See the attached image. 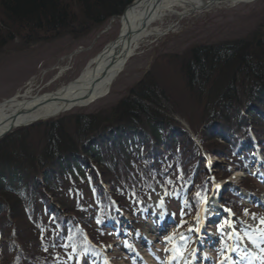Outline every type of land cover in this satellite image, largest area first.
I'll return each mask as SVG.
<instances>
[{"label":"trees","instance_id":"1","mask_svg":"<svg viewBox=\"0 0 264 264\" xmlns=\"http://www.w3.org/2000/svg\"><path fill=\"white\" fill-rule=\"evenodd\" d=\"M132 2L0 0V50L80 39ZM254 142L264 153L263 28L156 57L115 106L0 139V264H73L97 251L118 209L138 221L151 189L195 213L211 187L203 151L225 160L216 171L225 178ZM230 193L223 200L242 211Z\"/></svg>","mask_w":264,"mask_h":264},{"label":"rangeland","instance_id":"2","mask_svg":"<svg viewBox=\"0 0 264 264\" xmlns=\"http://www.w3.org/2000/svg\"><path fill=\"white\" fill-rule=\"evenodd\" d=\"M262 28L264 29V0L236 5L218 4L207 11L186 16L177 13L169 14L160 27V31L164 34L143 42L134 56L125 64L124 70L117 76L108 95L88 106L74 108L67 113L84 111L94 113L115 106L127 94L128 89L144 76L156 57L169 53H182L188 47L198 43L230 42L249 38L254 31ZM120 29L119 19L115 17L114 20L109 19L106 24L80 39L65 36L29 45L27 48L18 45L17 40L13 43L16 46L6 45L3 50H0V102L26 93L29 86L32 87L31 91L34 95L57 91L61 86L72 82L86 69L87 64L102 52L106 44L120 35ZM63 114L66 113L63 112ZM254 156V159L247 163L248 171L260 178L255 183L247 177L246 183L249 182L248 186L257 191V196L243 192L244 197L240 201L242 207L239 213L240 219L231 217L228 221L223 219L217 223H211L204 229V233L200 234L197 233L196 215L189 213L186 215L178 208L173 210L168 202H164V192H153L152 208L148 212H143L137 224L141 230L135 229L134 232H128L133 226L130 223V215L124 214L125 221L112 225L113 230L105 235L112 241L106 245L107 247L103 246L104 252H101L94 261L83 259L79 264H108L109 260V264H182L184 262H180L181 256L177 254V249L183 252V257H188L187 253L192 250L205 253L211 258L208 264H224L229 257L232 259L231 264H240L241 255L238 254L237 248H243L244 252L248 253L250 262L252 260L255 262V256L264 255L261 253L264 240L258 241V247L245 235V231L247 229L259 235L257 229L264 230V224L260 223V219L264 218V156L260 152ZM204 157L207 159L205 163L209 161L211 164H216L213 167L208 162L212 173L217 167L226 165L225 160L220 159L215 152ZM229 169L231 174L229 173L227 179L217 183L220 185L218 188L223 189L225 195L231 187L240 183L246 186L243 172L237 166ZM103 187L108 189L105 184ZM161 201H163L162 204ZM244 209L248 210V215L244 214ZM163 213L172 218V222L164 231L159 229L162 223L159 218ZM253 215L256 219H253ZM218 226L222 228V231H218ZM189 229L195 230L189 231ZM239 235L244 238L243 241L246 244L238 239ZM212 237L217 241L214 242L213 247L210 243H206V240L209 241ZM172 249L175 251V256L171 254ZM219 259L222 260L219 261ZM257 262L255 264H261L260 260ZM242 263H244L243 259Z\"/></svg>","mask_w":264,"mask_h":264},{"label":"bare ground","instance_id":"3","mask_svg":"<svg viewBox=\"0 0 264 264\" xmlns=\"http://www.w3.org/2000/svg\"><path fill=\"white\" fill-rule=\"evenodd\" d=\"M248 1L251 0L133 1L123 11L121 17L118 18L121 24L120 35L113 43L112 49L105 52L102 57L97 54L87 64L86 69L76 77L79 79L77 83H72L64 89L61 86L57 91L34 95H32V87L29 86L26 93L19 97L14 96L12 99L8 98L10 100L0 102V134L8 130L12 124L17 126L28 124L31 121L51 117L62 111L64 112L66 108L68 111H71L74 108L88 106L94 103V101L104 98L112 90V85L117 78L114 76L115 69L122 61L125 52L130 49L129 51L135 54L145 40L157 35H163L164 33L160 31V27L167 15L177 13L181 16H186L207 11V9L218 6V4L229 3L230 5H236ZM222 195H219V199ZM215 213V208L212 205L208 206L202 218L206 220L207 216L214 215ZM238 239L243 244H246L241 235H239ZM172 250L171 254L174 255L175 251L174 249ZM237 250H240L241 254H243V248H237ZM185 257L181 256L180 262H186ZM228 260H232L231 257Z\"/></svg>","mask_w":264,"mask_h":264},{"label":"water","instance_id":"4","mask_svg":"<svg viewBox=\"0 0 264 264\" xmlns=\"http://www.w3.org/2000/svg\"><path fill=\"white\" fill-rule=\"evenodd\" d=\"M133 1H135V0H133ZM228 1V0H227ZM252 1H255V0H251V1H248V2H246V3H250V2H252ZM243 3V2H242ZM131 4H129L127 7H129ZM126 7V8H127ZM125 8V9H126ZM124 9V10H125ZM121 17V16H120ZM113 20V19H112ZM130 35V34H129ZM119 37V36H118ZM117 37V38H118ZM116 38V39H117ZM115 39V40H116ZM115 40H112V42H109L108 44H106V46H105V48L102 50V52L101 53H99L98 55L100 56V57H102V55L105 53V52H108L109 50H111L112 49V47H113V43L115 42ZM130 50V49H129ZM127 51V52H125V54H124V57L122 58V61L120 62V64L119 65H117V67H116V69H115V74H114V76H115V78L124 70V68H125V64L128 62V60L130 59V58H132L133 56H134V54L132 53V52H130V51ZM78 80L79 79H74V80H72V82H70V83H68V84H66V85H64L62 88L64 89L65 87H67V86H69V85H71L72 83H77L78 82ZM45 93H47V92H45ZM43 94V93H42ZM12 99V98H11ZM8 100H10V99H8ZM8 102V101H7ZM64 112H69L68 111V109L66 108V109H64ZM62 113H63V111L62 112H59V113H56V114H54V115H52L51 117H46V118H41V119H38V120H35V121H31V123H28V124H20V125H15V124H12V126H10L9 127V129L8 130H5L3 133H1L0 134V139L1 138H3V137H5V136H7V134H9L11 131H13L14 129H17V128H20V127H22V126H30L31 124H33V123H35V122H38V121H41V120H45V119H48V118H50V119H52L53 117H56V116H59V115H62Z\"/></svg>","mask_w":264,"mask_h":264},{"label":"snow or ice","instance_id":"5","mask_svg":"<svg viewBox=\"0 0 264 264\" xmlns=\"http://www.w3.org/2000/svg\"><path fill=\"white\" fill-rule=\"evenodd\" d=\"M225 183H227V182H225ZM217 187H220V185H217ZM196 195H197V197H199L200 196V193L198 192ZM209 199L210 198L207 197V195H205L204 201H203V203L205 204V206H207ZM162 203H163V201H161V204ZM229 212L231 213V210H229ZM244 214L245 215H248V210L247 209H244ZM253 219H256L255 215H253ZM97 222L100 223V221H97ZM260 223L261 224H264V218H261L260 219ZM228 226L231 227V225H228ZM194 230L195 229H189V231H194ZM218 231H222V228L220 226H218ZM233 232L235 234V230H233ZM257 232L259 233V235H256L254 233H251V232H249L246 229L245 235H247L249 237V239H250V241L252 243L257 244V246L259 247L258 241L264 240V230L257 229ZM166 239H168V238H166ZM181 239H184V237H181ZM261 253H264V248H261ZM177 254L180 255V256H183V252L180 251L179 249H177ZM254 258L257 259V260H260L261 261V264H264V255L255 256Z\"/></svg>","mask_w":264,"mask_h":264}]
</instances>
